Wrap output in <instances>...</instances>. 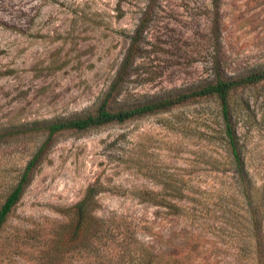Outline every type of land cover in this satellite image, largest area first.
<instances>
[{
    "label": "rangeland",
    "instance_id": "374dc122",
    "mask_svg": "<svg viewBox=\"0 0 264 264\" xmlns=\"http://www.w3.org/2000/svg\"><path fill=\"white\" fill-rule=\"evenodd\" d=\"M138 27L135 56L122 70ZM262 66L264 0H0V133L8 134L0 139V206L44 139L34 122L93 110L119 77L114 107ZM229 102L245 168L264 194V81L238 87ZM222 130L218 100L199 97L63 132L13 207L5 235L57 228L97 186L93 217L119 232L117 240L130 228L165 261L254 264L246 204ZM161 199L172 203H156ZM119 247L106 251L117 259ZM12 252L10 262L26 261ZM91 255L74 262L103 264Z\"/></svg>",
    "mask_w": 264,
    "mask_h": 264
},
{
    "label": "trees",
    "instance_id": "16d2710c",
    "mask_svg": "<svg viewBox=\"0 0 264 264\" xmlns=\"http://www.w3.org/2000/svg\"><path fill=\"white\" fill-rule=\"evenodd\" d=\"M145 14L146 12H143V15ZM142 33L143 29L139 27L134 31L131 44L124 56L122 70H126L132 64L134 51L139 43L138 38ZM261 81H264V66L238 77L224 78L218 75L213 81L193 90L180 91L140 104L114 107L112 100L120 84L119 77L111 84L103 99L93 110L64 118L34 122L36 133L43 135L44 139L27 161L16 184L0 206V262H10L13 250L25 256L26 261L23 264H75L74 261L88 257L90 253H93L91 256L96 258L98 263L103 264H179L171 259L165 261L162 254L156 253L152 248L132 237L130 228H123L124 234L117 240L119 232L115 233V230L103 220L93 217L92 212L97 205L94 197L99 191L97 186H90L87 189L84 196L68 209L70 213H68L67 221L57 228H23L5 235L3 227L48 148L59 134L68 131H85L110 123H122L142 115L166 111L191 99L214 97L221 108L222 132L246 204L253 239L254 264H264V194L253 183L245 168L242 146L240 147L236 135L229 102L231 92L238 87ZM5 135L8 134L0 133V139ZM155 201L158 204L172 203L162 199ZM116 242L120 246L119 258L113 259L112 254L106 249L113 247ZM10 264L15 263L10 262Z\"/></svg>",
    "mask_w": 264,
    "mask_h": 264
}]
</instances>
